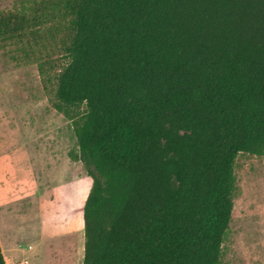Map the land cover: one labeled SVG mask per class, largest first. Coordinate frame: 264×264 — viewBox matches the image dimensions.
I'll use <instances>...</instances> for the list:
<instances>
[{"label": "trees", "instance_id": "16d2710c", "mask_svg": "<svg viewBox=\"0 0 264 264\" xmlns=\"http://www.w3.org/2000/svg\"><path fill=\"white\" fill-rule=\"evenodd\" d=\"M55 17L44 90L91 180L82 264H221L235 158L264 155V0H34L0 43Z\"/></svg>", "mask_w": 264, "mask_h": 264}, {"label": "rangeland", "instance_id": "374dc122", "mask_svg": "<svg viewBox=\"0 0 264 264\" xmlns=\"http://www.w3.org/2000/svg\"><path fill=\"white\" fill-rule=\"evenodd\" d=\"M33 1L0 0V13L24 12ZM64 24L57 17L49 18L36 40L0 43V152H18L23 164L32 163L40 187L38 195L31 197L29 178L9 173L0 177V212L10 216L4 217V223L1 219L2 228L9 240H18L25 248L36 246L38 254L45 251L46 264L51 261L50 241L41 244L40 237H51L58 221L49 200L55 193L66 195L64 187L76 184L74 198L84 202L91 187L81 163L69 156L77 150L71 124L52 108L44 90V85L50 88L47 76L66 61L61 46ZM40 67L45 69L44 80ZM233 173V208L222 238L221 264H264V155L238 154Z\"/></svg>", "mask_w": 264, "mask_h": 264}, {"label": "crops", "instance_id": "0c3cea01", "mask_svg": "<svg viewBox=\"0 0 264 264\" xmlns=\"http://www.w3.org/2000/svg\"><path fill=\"white\" fill-rule=\"evenodd\" d=\"M49 135V130H48ZM48 159L51 158L50 140L48 138ZM24 175L23 178H29L31 181V189L34 190L31 197H36L39 193V184L36 180L32 163L23 164V159L18 155L8 154L5 151L0 152V177L4 174ZM17 177V176H16ZM77 180L73 178L71 184H75ZM64 183L67 181L64 179ZM76 185V184H75ZM75 185L67 188V194L60 197L55 193V198L49 200L53 203L57 224L55 232L52 236L41 235L40 243L49 240L48 244L51 261L48 264H82L84 251V232H83V201H76L74 198ZM34 193V194H33ZM41 195V194H40ZM19 210L17 211V213ZM10 217L6 212H0V249L5 264H46L45 251L37 253V247L28 245L26 248L18 243V240H9L4 233L3 223L4 217ZM6 236V237H5ZM44 248V247H42Z\"/></svg>", "mask_w": 264, "mask_h": 264}]
</instances>
